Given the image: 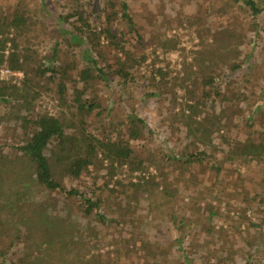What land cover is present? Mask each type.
Wrapping results in <instances>:
<instances>
[{"label":"rangeland","instance_id":"obj_1","mask_svg":"<svg viewBox=\"0 0 264 264\" xmlns=\"http://www.w3.org/2000/svg\"><path fill=\"white\" fill-rule=\"evenodd\" d=\"M121 1L86 0L76 3L70 0H0V22L15 11L28 18L26 28L29 30L25 28L26 33L17 37V41L21 51L30 52L34 64L39 66L49 61L47 57L50 56L56 43H59L60 50L54 61V67L61 69L67 62L75 59L77 61L73 66L81 68L85 59L80 47H71L66 41L65 31L71 27L69 22L81 23L77 14L73 15V13L81 11L84 21L88 20L92 26L99 27L105 13L112 12L113 9L119 11L118 4ZM124 1L127 2L128 10L143 38L141 44L137 39L133 40L130 45L131 49L140 53L142 44H145L144 51L148 58L144 60L139 70L134 72V81L124 85L115 78L109 82H96L93 89H87L86 93H93L95 100L100 103V108L87 118L88 129L100 133L110 123L116 124L125 120L128 113L135 112L144 119L150 132L133 143L134 151L148 152L150 150L162 159V152L167 154L174 151L176 154H180L196 150L190 142L193 139L188 134L189 128L185 125L186 123L179 122L182 118L179 108L180 103L185 101L194 103L203 98L204 86L200 80L203 73H200L202 70L199 73L195 72L198 64L202 67V58L194 60L191 71L183 70V64L185 61L187 63L191 61V57L198 56L197 51L203 53L207 49V52L204 53L207 56H203V59L204 62L210 60L212 63H218L219 74L222 78L217 80V86L221 88V96L217 99L214 96L207 97L203 99V102L210 105L212 101L216 111L223 106L228 108V116L235 123L234 126L224 130L228 141L234 143V141H241L245 138L246 131L243 126L245 117L249 119L250 123H253V129L264 130L263 14L256 18L254 25V19L250 12L233 3L232 0ZM61 16L68 17V21L66 22ZM230 31L238 36L237 40H233L239 43L235 48L236 53H231V58L228 56L229 59L213 58L217 50L213 51L214 48L220 46L219 43L213 41L214 35H222L226 41V39L228 40L226 35ZM9 36H13V33H10ZM171 39L179 41L181 49L163 51L159 47L158 41H170ZM101 43L106 44V40L101 39ZM209 43L212 44L209 45ZM85 46L92 50L89 43H86ZM98 49L101 53V49ZM220 49L227 52L230 48L220 47L218 50ZM102 51V55H105L106 50L103 48ZM154 51L155 53H153ZM90 53L101 65V58L93 51ZM234 61L241 62L242 66L231 71L230 62ZM74 67L68 70V76L72 79L76 76ZM157 67H162L164 71L168 72L162 83L158 82L159 75H155V80L150 77V71ZM3 69L9 68L0 66V71ZM9 71L4 74L0 72V77H2L0 81L19 84L24 78V73L21 70L9 69ZM49 75L51 74L49 73ZM52 77H54L53 80L49 77L40 79V83L43 82L44 86L36 88L39 95L31 102L33 108L29 111L20 109L13 100L12 105L0 103V163H3L7 157H14V145L21 143L24 118L30 119L37 113L44 112L61 119L64 117L67 120L77 121L80 117L74 101V88L75 85L82 88V83L74 84L66 80V85H64L63 82L60 83L65 80L61 73ZM183 77H186L185 81L181 80ZM155 81L157 82L155 83ZM205 87L207 90L206 85ZM58 89L62 90L63 94L60 95ZM242 96H247L248 99L243 101ZM234 97L241 99L238 101L241 112L239 114L234 113L235 107L231 104ZM106 114L108 117L105 116ZM183 115L187 114L183 113ZM187 122L189 123V120ZM118 127L119 125H115L114 129ZM121 128L124 131V126ZM214 135V142L219 143V135L217 133ZM196 146L198 149H202L200 144ZM223 147L228 149L227 143H224ZM166 170L167 167L164 166L162 171L166 172ZM168 170L170 171L169 180L175 183L177 190L167 189L171 190L169 196L158 190L154 198L141 197L138 202L129 201L130 210L124 217L126 223L121 221L117 228L100 225L97 221H89L81 216L80 211L76 208L70 209L64 206L61 203L63 199L59 201L61 208L56 210L57 214L70 222L75 220L78 224L77 229L81 232L83 239L88 242L86 247L89 252L83 255L82 260L87 261L88 264H91L94 257L100 264H185V260L189 261L191 258L193 264H215L218 261H223L221 264L264 263V240L260 239V232L251 227L252 224L259 222L262 215L255 214L251 209L252 205L248 206L245 200L242 201V196L246 193L251 192L250 195H253L252 192L260 190L259 187L264 180V160L260 165L255 162L249 165H237L235 161H227L222 171L217 174L204 165H194V167H186L184 170L181 164H177L170 165ZM119 171L120 174L115 178L122 180L127 174L125 170ZM190 172L197 176L198 183L194 186L186 181ZM149 174L155 175L156 180L160 181L158 177L160 172L154 167H150L146 172L137 173V176L134 177L148 178ZM136 178L133 181H136ZM233 179H243L244 189L230 187ZM88 181L89 177L87 176L78 180L66 178L64 186L86 190ZM163 182H165L164 179ZM110 185L114 186V182ZM225 189H229L228 194L224 192ZM235 195L237 197L232 198ZM109 198L108 205L111 210L106 213V216L123 220L124 215L120 211V207H125L128 199L123 194ZM196 200L200 202L201 225L194 223L188 227V224H184L182 229H178L177 225L172 223L171 213H174L175 221L179 223L180 216L189 213L190 207L194 206L193 203L197 202ZM136 203V210H133ZM162 203L164 206H160ZM209 203L216 210L215 214L210 215L211 206L209 207ZM72 206L77 207L76 204ZM131 208L133 209L131 210ZM49 211L51 214L56 212ZM130 216L134 218L132 227L128 219ZM206 223L215 229L212 232H207L204 226ZM232 225L236 226L234 230H231ZM132 228L143 234L135 244H133L134 241L126 237L130 234L128 230L130 231ZM221 229H224L226 233L225 239L218 233ZM131 232L134 233L132 230ZM252 235L255 236V243L259 242L261 245L254 244L253 246ZM206 237L208 238L206 239ZM10 239L11 237L2 230L0 232V247L6 248ZM142 239L148 241L147 246H150V243H159L164 246L170 245L174 249L167 252L166 255L159 253L150 255L146 250L137 252L136 249ZM178 239L184 244L183 250L189 256L188 259H183L182 252L177 249L180 246ZM201 241L216 247L215 250H212V255L204 259L197 252V247L189 246L191 242H194V246ZM14 243L16 246L13 248V252L16 258L28 254L27 241L15 239ZM230 244H232L231 251L228 252V255L232 256L230 260H227L224 255L219 254L221 257L217 255L218 249L226 251ZM248 253L251 254L250 259H248ZM69 260L70 257L64 261L68 264Z\"/></svg>","mask_w":264,"mask_h":264},{"label":"trees","instance_id":"obj_2","mask_svg":"<svg viewBox=\"0 0 264 264\" xmlns=\"http://www.w3.org/2000/svg\"><path fill=\"white\" fill-rule=\"evenodd\" d=\"M70 1L81 3L86 0ZM232 2L250 12L254 19V25L256 18L264 15V1L232 0ZM118 5L119 11L113 9L112 12L102 16L103 22L99 27L92 26L88 20L84 21L81 11L73 13V15L77 14L81 23L69 22L71 27L65 31L67 34L66 41L71 47H80L79 49H81L85 59L81 68L73 66L77 61L75 59L67 62L61 69L54 67V61L57 59L60 50L59 43H56L50 56L47 57L49 61L39 66L34 64L30 52L21 51L17 41V37L26 33L28 18L15 11L0 22V66H6L13 71L21 70L24 73V78L19 84L0 81V103L11 104L13 100L20 109L29 111L33 108L31 102L39 95L36 88L44 86L43 82L40 83V79L49 77L53 80L54 77L52 76L57 75V73H61L65 78V80L60 81L64 85H66V80L74 84L81 82L83 85L82 88H78L76 85L74 88V101L80 116L77 121L67 120L64 117L61 119L48 112L37 113L35 117L30 119L24 118L21 143L14 145V157H7L3 163H0V232L3 230L11 237L6 248L0 247V264H66L64 260L68 257H70L68 264H88L87 261L82 260L83 255L89 252L86 247L88 242L83 239L81 232L77 229L78 224L75 220L70 222L57 214L61 208V203L70 209L76 208L80 211L81 216L89 221H97L100 225L117 228L121 221L126 223L124 217L130 210L129 201L138 202L141 197L154 198L158 190L169 196L171 190L176 189L175 183L169 180L170 169L168 170V168L170 165L181 164L184 170L186 167L204 165L217 174L222 171L227 161H235L237 165H249L252 162L260 165L264 160V130L253 129V123H250L249 119L245 117L246 119L243 121L246 131L245 138L241 141H234V143L229 142L224 130L234 126L235 123L228 116V108L223 106L216 111L212 101L210 105L203 102L204 98L214 96L217 99L221 96V88L217 86V80L221 77L218 63H212L210 60L204 62L203 59V56H207L204 54L207 49L203 53L197 51L198 56L191 57V61L188 63L185 61L183 64V70L191 71L194 60L202 58V67L198 64L195 72L198 71L199 73L202 70L200 73H203L202 79H200L202 86H204L203 98L194 103H187L186 101L180 103L179 108L182 114L179 122L186 123L185 125L189 128L188 134L193 139L190 142L196 150L180 154H176L174 151L167 154L162 152V159L150 150L148 152L134 151L133 143L150 132L144 119L135 112L128 113L125 120L116 124L110 123L100 133L88 129L87 118L100 108V103L95 100L92 92V94L86 93L87 89H93L96 82H109L115 78L124 85L134 81V72L138 71L144 60L148 58L144 51L145 44H142L140 53L131 49L130 45H132L133 40L137 39L141 44L143 38L128 10L127 2L122 0ZM61 18L66 22L68 21V17L61 16ZM26 29L29 30V28ZM10 33H13V36L10 37ZM226 36L228 40L224 41L222 35H214L213 41L219 43L220 46L214 48L213 51L217 50L213 58L229 59L228 56L231 53H236L235 48L239 43L233 40H237L238 36L231 31ZM101 39L106 40V44H102ZM86 43L91 45L92 50L85 46ZM211 44L209 43V45ZM158 45L165 52L181 49L179 41L173 39L158 41ZM220 47H229L230 49L223 52L222 49L218 50ZM98 48L101 49V53ZM103 48L106 50L105 55H102ZM90 51L101 58V65L98 64ZM183 55L186 59L185 54ZM241 66V62H230L231 71H235ZM72 67L76 73L73 79L68 76V70ZM195 72L193 71V73ZM156 74L159 75L158 82L162 83L168 72L164 71L162 67L153 68L150 71L152 80H155ZM181 80L185 81L186 77L181 78ZM58 92L60 95L63 94L62 90L58 89ZM247 99V96H242L243 101ZM239 100L241 99L234 97V101L231 102L232 106L235 107L234 113L238 114L241 113L238 107ZM100 111L102 112L101 109ZM183 113L187 115H183ZM105 116L108 117L107 114ZM115 125H119V127L114 129ZM122 126H124V131H122ZM215 133L219 135V143L214 142ZM224 143H227L228 149L223 147ZM197 144H200L202 149H198ZM164 166L167 167L166 172L162 171ZM150 167H154L160 172L158 175L160 181L156 180V176L153 174H149L148 178L134 177L137 176V173L148 171ZM119 170H125L127 174L122 180L115 178L120 174ZM83 176L89 177L86 184L88 189L66 188L64 186L66 178L78 180ZM134 178L136 181H133ZM186 181L193 186L198 183L197 176L192 172L189 173ZM113 182L114 186H111L110 184ZM242 182L243 179H233L230 187L244 189ZM259 188L260 190H255V193L252 192L253 195L248 192L241 196L242 201L245 200L248 206L252 205L251 209L255 214L262 215L259 222L252 224L251 227H254L256 231L258 230L260 239L264 240V180ZM228 191L229 189H225L224 192L228 194ZM119 194H123L128 199L126 206L120 207V211L124 215L123 220L106 216V213L111 210L108 205V198L118 197ZM164 194L163 196H165ZM235 197L237 196L232 198ZM61 199L63 200L59 204ZM73 204H76L77 207H73ZM193 204L194 206L191 205L189 213L180 216L179 223H176L174 213H171L172 223L176 224L178 229H182L184 224H188V227L194 223L201 225L200 202L197 201ZM136 205L137 203L131 210H136ZM160 206H164V203ZM49 210L57 211L51 214ZM149 211L152 210L149 209ZM215 213L216 210L211 206L210 215ZM128 219L131 223H129L130 226H134V218L130 216ZM204 226L207 232H212L215 229L209 223ZM231 228L234 230L236 226L232 225ZM131 230L136 234L132 233ZM225 230L227 231V229ZM128 233L130 234L126 237L134 241L133 244L143 235L133 228L128 230ZM218 233L225 239L224 229L219 230ZM15 239L28 242L26 248L28 254L21 258H16L13 252V248L16 246ZM142 240L136 249L137 252L146 250L150 255H156V253L166 255L167 252L174 249L170 245L164 246L159 245V243H150V246H147L148 241ZM178 242L180 246L177 249L182 252L183 259H188L189 256L183 250L184 244L180 239ZM252 242L253 246L254 244L261 245L259 242L255 243V236L253 235ZM193 243L191 242L189 246L197 247V252L201 254L203 259L211 256L212 250L216 249V247L204 244L202 241L194 244V246ZM231 248L232 244L226 251H222L220 248L217 255H224L227 260H230L232 256L228 255V252L231 251ZM8 255L9 257H7ZM250 257L251 254H249L248 259ZM192 261V258L189 261L185 260V264H193ZM222 262L218 261L215 264ZM91 264L100 263L94 257Z\"/></svg>","mask_w":264,"mask_h":264},{"label":"built area","instance_id":"obj_3","mask_svg":"<svg viewBox=\"0 0 264 264\" xmlns=\"http://www.w3.org/2000/svg\"><path fill=\"white\" fill-rule=\"evenodd\" d=\"M2 74H4V73H9L10 71H9V69H3V70H1L0 71ZM0 78H2V77H0Z\"/></svg>","mask_w":264,"mask_h":264}]
</instances>
